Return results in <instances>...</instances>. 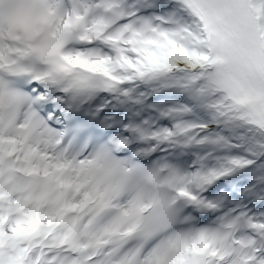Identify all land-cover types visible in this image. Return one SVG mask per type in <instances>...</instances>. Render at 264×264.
Here are the masks:
<instances>
[{"label": "snow or ice", "instance_id": "snow-or-ice-1", "mask_svg": "<svg viewBox=\"0 0 264 264\" xmlns=\"http://www.w3.org/2000/svg\"><path fill=\"white\" fill-rule=\"evenodd\" d=\"M0 264H264V0H0Z\"/></svg>", "mask_w": 264, "mask_h": 264}]
</instances>
